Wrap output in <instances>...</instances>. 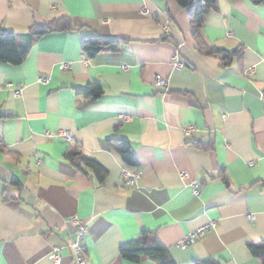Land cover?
Masks as SVG:
<instances>
[{"label": "crops", "instance_id": "0c3cea01", "mask_svg": "<svg viewBox=\"0 0 264 264\" xmlns=\"http://www.w3.org/2000/svg\"><path fill=\"white\" fill-rule=\"evenodd\" d=\"M63 17L72 31L37 38L18 65L0 63V264H53V248L72 264L73 217L86 225L87 264H158L119 256L142 233L175 264H262L248 246L264 243V0H219L205 17L210 46L242 50L226 65L197 52L175 0H0V29L19 48L31 26ZM87 36L122 46L89 58ZM93 83L97 99L75 93ZM108 140L126 141L137 166ZM69 149L103 166L104 181L71 167Z\"/></svg>", "mask_w": 264, "mask_h": 264}, {"label": "trees", "instance_id": "16d2710c", "mask_svg": "<svg viewBox=\"0 0 264 264\" xmlns=\"http://www.w3.org/2000/svg\"><path fill=\"white\" fill-rule=\"evenodd\" d=\"M179 7L186 10L190 35L195 43V49L202 55L213 56L220 59L223 64H228L231 58L239 56L242 50L239 48L232 52H224L210 46L203 36L204 20L207 14L216 11L219 0H175ZM261 1V0H258ZM68 17L59 18L45 25H33L29 33L24 35L27 45L19 48V36L5 29H0V63L11 65L20 64L25 58L28 48L35 40L47 33L72 31ZM166 39V38H164ZM122 42L116 39H100L87 36L81 44V51L89 58H94L101 53L118 52ZM75 93L84 95L91 99H97L101 93V86L97 83L88 84L83 88L75 89ZM264 99V93H263ZM108 145L119 154L123 163L136 167L137 162L133 152L126 141L108 140ZM197 147H202L200 144ZM64 159L75 170L81 171L88 176H93L99 183L107 176V170L96 160L84 156L80 150L69 149L64 153ZM251 254L264 264V243L261 245L250 244L248 246ZM119 256L130 262H139L143 258L155 260L158 264H175L169 257L167 250L157 241L154 236L142 233L138 238L123 243L119 247ZM192 264H217L212 259L194 262Z\"/></svg>", "mask_w": 264, "mask_h": 264}, {"label": "built area", "instance_id": "2783aa9c", "mask_svg": "<svg viewBox=\"0 0 264 264\" xmlns=\"http://www.w3.org/2000/svg\"><path fill=\"white\" fill-rule=\"evenodd\" d=\"M142 12H146V10H142ZM173 66L175 68H182L183 67V63L179 62L176 58L174 61ZM61 68L66 69L68 68V66L66 64H62ZM39 83H46L47 79L40 77L38 79ZM9 86V85H6ZM166 86H167V80L161 78L160 76H156L155 77V87L157 89H163L166 90ZM14 94H18V91H14ZM193 130V127L189 126L185 129L186 132H190ZM46 136L47 137H51L52 134L50 132H46ZM56 137L59 139H63L68 141L70 139V136L68 134V132L65 131H59L56 134ZM139 174L138 172H135L133 174V177L129 180L128 184L133 185L135 183V181L137 180ZM91 178H93L91 176ZM180 179L183 181H186L188 179V176L186 173H181L180 174ZM189 185L191 186L192 192L194 196H197L199 194V184L195 181H189L188 182ZM249 219H252V216H248ZM71 225L74 228V238L70 241L69 245H68V249L72 258V264H87V260L84 257V247H83V240H84V236H85V232H86V225L83 224V222L77 218V217H73L70 220ZM208 226H205L203 228H200L197 232H193L187 236H185V238H183L182 242L180 243V247L184 248L185 246L193 243L198 235V233L202 232L203 230L207 229ZM61 253L60 250L58 248H53L52 252L49 255V259L51 260V262L53 264H60L61 262Z\"/></svg>", "mask_w": 264, "mask_h": 264}]
</instances>
